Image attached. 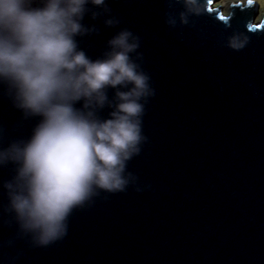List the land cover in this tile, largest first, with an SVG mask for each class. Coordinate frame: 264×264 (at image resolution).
I'll use <instances>...</instances> for the list:
<instances>
[{"label":"water","instance_id":"95a60500","mask_svg":"<svg viewBox=\"0 0 264 264\" xmlns=\"http://www.w3.org/2000/svg\"><path fill=\"white\" fill-rule=\"evenodd\" d=\"M211 1L205 11L204 0L89 5L82 23L95 31L77 37L87 55L121 30L136 38L130 55L152 90L146 140L126 190L74 208L66 235L45 247L18 231L0 187V264H264V13L256 21L258 5L235 0L223 16ZM38 122L0 87V146ZM13 175L0 168V185Z\"/></svg>","mask_w":264,"mask_h":264},{"label":"clouds","instance_id":"9594fccd","mask_svg":"<svg viewBox=\"0 0 264 264\" xmlns=\"http://www.w3.org/2000/svg\"><path fill=\"white\" fill-rule=\"evenodd\" d=\"M33 3L0 0V87L24 115L39 117L26 140L0 146V168L14 167L0 187L18 231L45 247L66 235L74 208L99 191L126 190L152 90L130 55L138 47L131 32H117L96 58L79 47L77 37L95 31L82 23L89 5L105 0Z\"/></svg>","mask_w":264,"mask_h":264},{"label":"rangeland","instance_id":"374dc122","mask_svg":"<svg viewBox=\"0 0 264 264\" xmlns=\"http://www.w3.org/2000/svg\"><path fill=\"white\" fill-rule=\"evenodd\" d=\"M231 1H235V0H213L211 3V8H217V7H221V13L223 16H227L228 11H226V7H227V3L231 2ZM236 1H241V0H236ZM243 1V0H242ZM254 3H256L259 7V12L258 15L256 17V21H260L262 14L264 13V0H250Z\"/></svg>","mask_w":264,"mask_h":264},{"label":"snow or ice","instance_id":"6c2138e0","mask_svg":"<svg viewBox=\"0 0 264 264\" xmlns=\"http://www.w3.org/2000/svg\"><path fill=\"white\" fill-rule=\"evenodd\" d=\"M247 3H248V2H247ZM247 3H246V4H247ZM217 19H220V20H222V19H224V18L221 16V17H217Z\"/></svg>","mask_w":264,"mask_h":264}]
</instances>
